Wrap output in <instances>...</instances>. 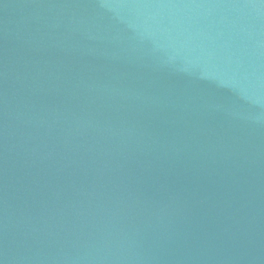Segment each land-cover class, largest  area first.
<instances>
[{"label": "water", "instance_id": "1", "mask_svg": "<svg viewBox=\"0 0 264 264\" xmlns=\"http://www.w3.org/2000/svg\"><path fill=\"white\" fill-rule=\"evenodd\" d=\"M0 264H264V0H0Z\"/></svg>", "mask_w": 264, "mask_h": 264}]
</instances>
